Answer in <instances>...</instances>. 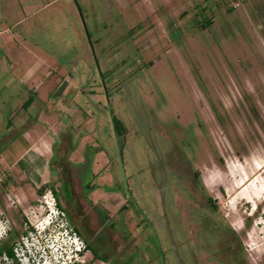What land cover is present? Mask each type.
I'll list each match as a JSON object with an SVG mask.
<instances>
[{
    "label": "rangeland",
    "instance_id": "obj_1",
    "mask_svg": "<svg viewBox=\"0 0 264 264\" xmlns=\"http://www.w3.org/2000/svg\"><path fill=\"white\" fill-rule=\"evenodd\" d=\"M32 56L78 89L59 129L101 222L79 233L50 189L19 205L5 174L0 264H40L42 246L44 264H264V0H0L8 111L43 125Z\"/></svg>",
    "mask_w": 264,
    "mask_h": 264
},
{
    "label": "crops",
    "instance_id": "obj_2",
    "mask_svg": "<svg viewBox=\"0 0 264 264\" xmlns=\"http://www.w3.org/2000/svg\"><path fill=\"white\" fill-rule=\"evenodd\" d=\"M39 66L43 64L32 56L20 66V71H31L35 77V81H31L32 87L25 88L27 91L32 89L34 93L33 97H29L31 101L28 106L38 100L39 113L48 114L43 125L37 121L13 122L11 110L8 111L14 96L13 89L6 85L0 86V136L4 141L0 148V185L5 188L8 186L6 181H1L5 174L11 176L16 184H22L21 190L14 194L19 205L29 199L28 194L35 197L38 194L36 190L41 187L52 190L58 205L66 211L70 223L79 233L87 236L99 228L101 219L95 211L96 202L81 193L80 177L74 174L71 165L76 157L75 151L68 152L65 148L72 140V133L62 134L59 129L62 122L69 121L72 124L71 116L67 117L62 113L72 111L74 115L77 111H83L74 100L78 95V89L72 87V97L64 96L66 93L64 79L51 84L53 77L51 75L49 80H43L42 76L46 77L47 70H42L41 74L36 75ZM81 114L85 123L87 114L82 112ZM109 131H112L110 126ZM74 133L77 135L79 131L75 129ZM59 142L60 148L56 152V145ZM55 155L58 161L54 160ZM6 207V202L0 203L1 211Z\"/></svg>",
    "mask_w": 264,
    "mask_h": 264
},
{
    "label": "built area",
    "instance_id": "obj_3",
    "mask_svg": "<svg viewBox=\"0 0 264 264\" xmlns=\"http://www.w3.org/2000/svg\"><path fill=\"white\" fill-rule=\"evenodd\" d=\"M48 195L52 199V202H51L52 206L54 208H57V214H56L57 217L59 219L64 218V212L62 210L58 209L51 190L48 191ZM66 229H68L70 231V235L72 236L73 240H75V241H73L74 252H75L74 254L75 255L81 254V251H83L82 249L85 248V244L83 243L82 239L77 235V233L74 230H72L71 227L68 226V228H66ZM79 242L82 244H79Z\"/></svg>",
    "mask_w": 264,
    "mask_h": 264
},
{
    "label": "trees",
    "instance_id": "obj_4",
    "mask_svg": "<svg viewBox=\"0 0 264 264\" xmlns=\"http://www.w3.org/2000/svg\"><path fill=\"white\" fill-rule=\"evenodd\" d=\"M30 101L31 100H28L29 103H30ZM113 124H114L115 130L118 133V135H121V134H123V132L126 131V128L123 126L122 122L115 116L113 118ZM44 190H45V187H41V188L37 189L36 191L38 194H41V193H43ZM51 192H52V190H51ZM52 194H54V192H52ZM56 205L59 207L57 202H56ZM3 254L7 255V257L13 258L14 257L13 248L11 246L6 247ZM94 256H96L95 253H94Z\"/></svg>",
    "mask_w": 264,
    "mask_h": 264
},
{
    "label": "clouds",
    "instance_id": "obj_5",
    "mask_svg": "<svg viewBox=\"0 0 264 264\" xmlns=\"http://www.w3.org/2000/svg\"><path fill=\"white\" fill-rule=\"evenodd\" d=\"M34 252H35V255H38V257L41 258V260H42V257L46 254L44 246H42L41 250L40 249L34 250Z\"/></svg>",
    "mask_w": 264,
    "mask_h": 264
},
{
    "label": "flooded vegetation",
    "instance_id": "obj_6",
    "mask_svg": "<svg viewBox=\"0 0 264 264\" xmlns=\"http://www.w3.org/2000/svg\"><path fill=\"white\" fill-rule=\"evenodd\" d=\"M214 240V239H213ZM216 248H217V246H216ZM218 250V249H217Z\"/></svg>",
    "mask_w": 264,
    "mask_h": 264
},
{
    "label": "bare ground",
    "instance_id": "obj_7",
    "mask_svg": "<svg viewBox=\"0 0 264 264\" xmlns=\"http://www.w3.org/2000/svg\"><path fill=\"white\" fill-rule=\"evenodd\" d=\"M73 244V243H72Z\"/></svg>",
    "mask_w": 264,
    "mask_h": 264
}]
</instances>
